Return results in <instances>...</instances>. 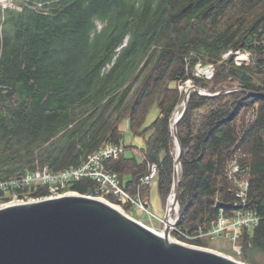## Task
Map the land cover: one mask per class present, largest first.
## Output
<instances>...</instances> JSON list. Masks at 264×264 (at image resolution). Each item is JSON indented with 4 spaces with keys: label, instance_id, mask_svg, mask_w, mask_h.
<instances>
[{
    "label": "trees",
    "instance_id": "1",
    "mask_svg": "<svg viewBox=\"0 0 264 264\" xmlns=\"http://www.w3.org/2000/svg\"><path fill=\"white\" fill-rule=\"evenodd\" d=\"M12 3L0 5V179L43 166L52 172L77 167L112 143L124 151L104 167L117 174L121 187L145 204L150 186L138 181L154 162L166 203L175 157L171 123L184 98L180 86L190 80L217 94L191 91L177 122L176 227L194 235L211 226L219 208L231 213L227 168L237 155L249 174L246 207L261 217L241 229V260L262 264L256 255L264 253V0ZM236 52L248 53L247 62L238 64ZM198 64L212 65V76L196 75ZM153 106L158 114L144 126ZM124 120L132 135L143 138V147L124 145ZM137 150L143 159L125 155ZM36 185L8 195L48 194L46 186ZM68 189L95 195L96 182L84 177ZM108 200L119 203L114 196ZM172 235L208 247L207 237Z\"/></svg>",
    "mask_w": 264,
    "mask_h": 264
},
{
    "label": "water",
    "instance_id": "2",
    "mask_svg": "<svg viewBox=\"0 0 264 264\" xmlns=\"http://www.w3.org/2000/svg\"><path fill=\"white\" fill-rule=\"evenodd\" d=\"M191 91L217 94L191 84L184 90L182 109L171 124L175 142L173 207L166 209L163 218L173 212L171 224L165 221L158 232L115 204L81 193L10 203L0 207V264H249L169 236L178 207L181 145L176 126Z\"/></svg>",
    "mask_w": 264,
    "mask_h": 264
},
{
    "label": "built area",
    "instance_id": "3",
    "mask_svg": "<svg viewBox=\"0 0 264 264\" xmlns=\"http://www.w3.org/2000/svg\"><path fill=\"white\" fill-rule=\"evenodd\" d=\"M1 1L6 4H2ZM0 5L3 7L11 6L12 0H0ZM241 59L243 60V58ZM237 63L240 64V62ZM177 113H179V108L175 111L174 115ZM123 151V145L108 143L89 154L83 163L77 167H69L57 172H52L47 166H43L33 170H25L22 174L13 178L0 179V207L15 202L67 194L71 192V190L68 189V186L73 181L89 177L96 182L95 195L93 196L100 197L104 200H108L109 196H114L123 208L125 205L131 204L132 206L138 207L148 213L149 210L139 197V194L137 193L136 196L130 195L121 187L117 174L115 172L107 171L104 167V161L106 159H116L123 153ZM138 155L141 159L144 158L141 152H139ZM157 175V164L154 162L148 163L147 172L139 178L138 183L139 185L150 186L151 182H157ZM227 175L228 179L233 184L234 192L235 208L232 209L231 213L228 214L224 208H219L218 216L211 224L212 226L210 228L202 230L199 227L196 234L190 235L180 231L176 227V221L179 218V211L177 209L175 210L176 220L170 226L171 232H176L186 239H195L199 237L216 238L223 234L225 235V238L231 242L234 251L237 254L240 252L236 247L239 245L237 238L241 233V229L244 227L250 229L259 222L261 217L256 212H253L246 207L249 195V174L247 168L240 164L239 156L234 155L230 158ZM36 184L46 186L48 194L37 198L20 197L17 193H11L8 195L11 190L21 189ZM166 207V209H168V204ZM125 210L127 212L132 211L131 209ZM127 214L129 215V213ZM159 220L164 222L163 218H159ZM239 226H242V228H238Z\"/></svg>",
    "mask_w": 264,
    "mask_h": 264
},
{
    "label": "rangeland",
    "instance_id": "4",
    "mask_svg": "<svg viewBox=\"0 0 264 264\" xmlns=\"http://www.w3.org/2000/svg\"><path fill=\"white\" fill-rule=\"evenodd\" d=\"M1 3L2 4H6L3 1H1ZM12 5H13V3H12ZM234 54H235V60L237 62H240V63L241 62H247L248 55H249L248 53H246V52H244V53L236 52ZM241 58H243V60ZM206 69H210V72L213 73V66L212 65L201 66V64H198L196 66L195 74L196 75H202L204 77H208L209 78V77L212 76V73L211 74L205 73L204 70H206ZM190 84H193V83L190 80L189 81L187 80L184 85L180 86V89L184 91L185 88L187 87V85H190ZM178 108L180 110L181 105H179ZM157 113H158V110H157L156 106H153L150 109V111H149V113H148V115L146 117V120L144 122V126L150 124L154 120V118L156 117ZM124 142H125V144H130V145H133V146H136V147H140V146L143 145V138L140 137V136H134L129 131H125L124 132ZM138 154H139V151L137 150L135 152V156L137 158L139 156ZM69 193H77V192L76 191H71ZM167 198H166V201H167ZM107 201H109L112 204H115V206L119 207L120 210H122L123 212L126 211L119 203L112 202L110 200H107ZM146 205H147L146 206L147 209L149 210L148 213L145 212V211L139 213L137 207H134V206H132V211L131 212H129V211L127 212L126 211V213H129V215L132 216L135 219H136V217L139 218L137 220H139L142 223L148 225L150 228H153L154 230H156L158 232H162L165 221L162 222L161 220H159V218L160 219L164 218L165 211H166L167 207H166V203H165V205L163 204V199L161 198L160 194L157 191L156 182H151L150 183L149 200H148ZM171 215H172V213H171ZM171 219H173V215L171 216ZM171 222H172V220H171ZM169 235H170V237L172 239L178 240L175 236L172 235L171 229L169 231ZM182 242L187 243L185 241H182ZM238 242H239V249H240V253H238V254L234 251L231 242H229L223 235L219 236V237H216V238L207 237L206 238V243L208 244V247H205V246H200V247L208 248V249H211L213 251H216V252H219V253H223L225 255L231 256V257H233V258H235L237 260L242 261L241 260L240 239L238 240ZM256 258H257V260H259V262L264 264V253H258L256 255Z\"/></svg>",
    "mask_w": 264,
    "mask_h": 264
},
{
    "label": "bare ground",
    "instance_id": "5",
    "mask_svg": "<svg viewBox=\"0 0 264 264\" xmlns=\"http://www.w3.org/2000/svg\"><path fill=\"white\" fill-rule=\"evenodd\" d=\"M200 72H201V71H200ZM204 72L208 74V73H210V69H206V70H204ZM190 86H191V84H190V85H187L186 88H188V87H190ZM186 88H185V90H186ZM180 105H181V109H182V104H180ZM181 109L179 110V113H180ZM179 113L175 114V115H174V118L177 117ZM28 170H29V169H28ZM36 186H37V185H36ZM74 194H76V193H74ZM167 202H168V209H172V207H173V204H172V202H173V192L171 193V195H169V198H168ZM114 206H115V205H114ZM115 207H116V208H119V207H117V206H115ZM119 209H120V208H119ZM177 209H178V207L175 208V210H177ZM171 216H172V215H168V216H167V219L164 220V221H166V222H168V223L170 224V223H171V220H172V219H171ZM211 226H212V225H211ZM211 226H210V227H211ZM210 227H209V228H210ZM238 228H242V226H239ZM251 228H252V227H251ZM222 235H223V234H221L220 236H222ZM169 236H170V235H169ZM223 236L225 237V235H223ZM239 237H240V234H239ZM239 237L237 238V242H238V240H239ZM171 239H172V238H171ZM236 249L240 251V249H239V245H238V247H236ZM239 253H240V252H239Z\"/></svg>",
    "mask_w": 264,
    "mask_h": 264
},
{
    "label": "crops",
    "instance_id": "6",
    "mask_svg": "<svg viewBox=\"0 0 264 264\" xmlns=\"http://www.w3.org/2000/svg\"><path fill=\"white\" fill-rule=\"evenodd\" d=\"M158 114V113H157ZM157 116V115H156ZM156 118V117H155ZM154 118V119H155ZM149 125V124H148ZM120 129L123 131V132H125V131H129V126H128V121L127 120H124L121 124H120ZM130 132V131H129ZM124 145L125 146H129L130 144H125V142H124ZM133 146V145H132ZM144 146V140H143V145L142 146H140V147H137V148H141V147H143ZM136 147V146H135ZM126 154V156H130V155H132V154H135V151L134 152H125ZM138 159H140L141 160V158H140V156H138ZM156 187H157V185H156ZM149 191H150V188H149ZM157 191H158V188H157ZM158 193H159V191H158ZM148 200H149V193H148V195L146 196V198L144 199V201H145V204H147V202H148ZM163 204L165 205V202L163 201ZM147 206V205H146ZM135 207V206H134ZM137 209H138V211H139V213L140 212H143V210H141L140 208H138L137 207ZM131 210H132V208H131ZM165 214H166V211H165ZM136 219H139V218H137L136 217ZM160 223V222H159Z\"/></svg>",
    "mask_w": 264,
    "mask_h": 264
},
{
    "label": "clouds",
    "instance_id": "7",
    "mask_svg": "<svg viewBox=\"0 0 264 264\" xmlns=\"http://www.w3.org/2000/svg\"><path fill=\"white\" fill-rule=\"evenodd\" d=\"M181 241V240H180Z\"/></svg>",
    "mask_w": 264,
    "mask_h": 264
}]
</instances>
